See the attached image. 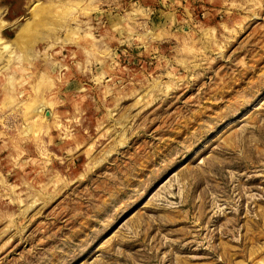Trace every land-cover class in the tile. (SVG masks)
<instances>
[{"label":"rangeland","instance_id":"374dc122","mask_svg":"<svg viewBox=\"0 0 264 264\" xmlns=\"http://www.w3.org/2000/svg\"><path fill=\"white\" fill-rule=\"evenodd\" d=\"M6 82L0 264H264V0H0Z\"/></svg>","mask_w":264,"mask_h":264},{"label":"crops","instance_id":"0c3cea01","mask_svg":"<svg viewBox=\"0 0 264 264\" xmlns=\"http://www.w3.org/2000/svg\"><path fill=\"white\" fill-rule=\"evenodd\" d=\"M2 90H3V94L1 96L0 99V108L1 110L4 111V114L8 116H13V112L14 109H16V107L18 106L16 104V100H14L13 95H12V83H4L2 85ZM36 90H43V89H38L36 88Z\"/></svg>","mask_w":264,"mask_h":264},{"label":"bare ground","instance_id":"6f19581e","mask_svg":"<svg viewBox=\"0 0 264 264\" xmlns=\"http://www.w3.org/2000/svg\"><path fill=\"white\" fill-rule=\"evenodd\" d=\"M38 9V8H37ZM39 12V11H38ZM37 10L35 11V13H38ZM20 37V36H19ZM20 40V39H19ZM3 52V51H2ZM11 56V55H10ZM10 58V57H9ZM38 110V109H37ZM39 113V112H38Z\"/></svg>","mask_w":264,"mask_h":264}]
</instances>
